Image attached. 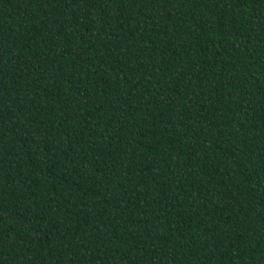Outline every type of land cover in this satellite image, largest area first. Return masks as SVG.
Segmentation results:
<instances>
[{
	"label": "trees",
	"instance_id": "1",
	"mask_svg": "<svg viewBox=\"0 0 264 264\" xmlns=\"http://www.w3.org/2000/svg\"><path fill=\"white\" fill-rule=\"evenodd\" d=\"M0 264H264V0H0Z\"/></svg>",
	"mask_w": 264,
	"mask_h": 264
}]
</instances>
